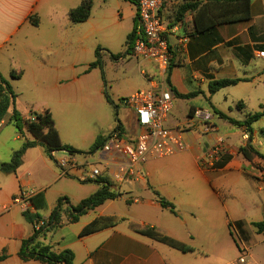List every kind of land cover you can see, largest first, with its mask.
Instances as JSON below:
<instances>
[{
	"label": "crops",
	"instance_id": "crops-1",
	"mask_svg": "<svg viewBox=\"0 0 264 264\" xmlns=\"http://www.w3.org/2000/svg\"><path fill=\"white\" fill-rule=\"evenodd\" d=\"M52 1L0 0V60L4 61L3 67L0 65V75L4 77L12 71L23 72L22 69H17L18 66L21 67L20 62L23 60L25 66H31L32 69H40L50 61V58L44 55L47 53V43L38 37L41 35V18L49 17L53 20L57 13V7ZM133 10L134 27L137 15V7L134 4ZM180 11H183V16L178 20ZM250 13V21L215 25L216 22L223 21V6L217 0H167L162 10L165 23L178 26L179 34L189 37L186 50L179 48L176 38L170 40L174 64L169 75L170 86L166 81L167 74L163 77L155 64L141 61L133 51L128 58L121 60L126 61L133 57L139 61L141 74L145 78L143 90H158L166 83L180 95L198 94L194 98L183 99L177 97L171 89L174 105L166 125L169 128L185 130L186 151L150 160L144 167L146 178L135 180L123 176L118 158L112 153L98 151L90 155H74L71 168L63 172L56 160L66 157V152L53 153L54 159H51L42 147L28 149L15 173H0V256L6 255L0 264H41L37 261H23L19 256L22 242L34 232V226L26 221L24 212L36 211L31 205L25 209L14 204L13 200L21 193L32 197L44 192L47 208L38 212L42 216L41 221H48L55 205H51L47 189L64 179L89 181L91 186L85 187H89L88 192L91 195L98 192L103 184L111 185L112 190L122 194L119 199L106 201L97 207V215L88 213L76 223H69L67 217L63 216L61 228L40 238L44 244L51 246L55 253L71 250L74 253V264H228L242 254H247L256 264H263L251 256L250 250L251 233L264 235V232L258 233L253 224L264 222V217L261 221L240 220L236 205L230 198V191H226L229 188L223 187L221 183L224 178L230 177L233 171L254 179L246 172L252 170V173H255L257 169L254 163H250L239 153V148L250 141V135L245 134L247 132L244 127L231 125L214 115V110H217L243 122L248 115L264 113V0H251ZM30 16L38 19V26L30 23ZM198 29L204 32L198 34ZM20 35L22 39L18 38ZM8 47L13 51H7ZM125 47L126 51L127 45ZM5 63L9 64L8 68ZM67 70L69 72L66 75L59 74L54 77L53 86L56 89H60L63 84L70 86L81 79L75 66L71 65ZM235 79L243 81L234 87H242L246 93L245 97L232 99V103L239 100L236 103V110L239 111L237 117L229 107V110L225 111L224 107L215 101L217 95L231 87L213 95L209 92L211 82ZM96 91L101 92L100 89ZM179 102L182 103L181 119L174 115ZM206 102L208 106L205 105ZM225 102H228L227 97ZM15 107L25 117L31 112L21 111L17 107V101ZM198 109L213 115L212 123L216 127V133H204L201 121L194 115ZM12 112L13 107L0 125V151L4 152L6 158H12L13 154L22 148L26 139L33 140L27 131L23 136L18 132L10 120ZM119 122L125 130L124 134L129 137H135L141 132L134 111L127 106H123ZM257 122L264 125V116ZM256 123L252 125L251 144L264 156V138L260 134L264 126L257 130L254 128ZM55 126L62 143L68 145L63 142L56 123ZM116 126L117 124L102 137L106 138ZM218 136L225 138L234 155L223 158L213 168L208 169L199 159ZM235 137H238V140L234 139ZM257 160L261 159L256 158L254 162ZM173 162H183L186 168H189L187 182L168 177L171 173L181 172L168 170L166 164ZM2 163L7 161L0 159V165ZM92 166L101 170L99 178H93L86 172V169ZM257 180L262 181L259 178ZM125 184H128V189H125ZM154 191L175 206L177 215L161 207ZM67 192L56 191L55 196L67 198ZM120 201L134 203L139 208L133 213H116L120 209L117 204ZM70 206L73 205L70 203ZM100 217L113 218L117 222L112 227L80 237L81 231ZM133 226L155 228L162 235L176 240L192 251L183 253L142 236L134 232ZM232 243L235 246H231ZM232 249H237L239 255L234 258L229 256Z\"/></svg>",
	"mask_w": 264,
	"mask_h": 264
},
{
	"label": "rangeland",
	"instance_id": "rangeland-1",
	"mask_svg": "<svg viewBox=\"0 0 264 264\" xmlns=\"http://www.w3.org/2000/svg\"><path fill=\"white\" fill-rule=\"evenodd\" d=\"M81 1L53 0L52 4L57 7L55 18L53 20L49 17L41 18V35L38 39L47 43V53L44 55L50 58L44 67L32 69L31 66H25L23 60L20 63L24 68L20 66L17 68L23 71L21 78L14 80L10 74L4 77L10 81L17 95V107L21 111L33 109L51 111L63 142L86 153L90 151L99 136L108 134L117 124L125 106L123 101L144 89L142 86L145 78L141 74L137 59L131 57L127 59L128 61H123L125 57L128 58V55H125V45L133 28V3L129 0H92L90 19L85 23L74 25L68 18V12L78 7ZM18 38L22 39V36ZM6 50L13 51L10 47ZM119 54L121 56L118 58ZM98 59L101 61V67L88 72L89 66ZM0 63L1 66L4 65L3 60H0ZM8 65L5 63L7 68ZM71 65L77 68L81 79L70 86L63 84L60 89H56L53 86L54 77L59 74L66 75ZM96 89H100L101 92H97ZM245 96L242 87H231L217 95L215 101L224 107L225 111L230 108L237 117L239 111L236 110V103L239 100L232 103V99ZM226 97L228 102H225ZM205 105L208 106L207 102ZM181 109L182 103L179 102L174 111L177 119H181ZM263 126L262 123L257 122L254 128L258 130ZM234 139L238 140V137ZM3 153L0 151V159L10 162L12 158H6ZM254 166L257 169L255 173L246 170L254 179L233 171L230 177L221 181L223 187L229 188L226 191H230V198L236 205L240 220L261 221L264 217V160H257ZM166 167L168 170L181 171L177 174L171 173L169 178L181 182L188 181L186 177L189 168H186L185 163H167ZM93 168L94 166L86 169L89 176H92ZM90 184L92 183L81 179L77 181L64 179L47 189L49 201L56 207L59 199L55 196L56 191L67 190V199L75 206L82 199L91 196L88 192L89 187H85L91 186ZM124 187L129 188L128 184ZM117 204L120 209L116 213L127 211L133 213L139 208L134 203L124 201ZM98 210H91L88 213L97 215ZM41 214L44 215L43 212ZM231 246L235 244L232 243ZM250 254L264 264V235L251 233ZM237 255H239L237 249H232L229 253L232 258Z\"/></svg>",
	"mask_w": 264,
	"mask_h": 264
},
{
	"label": "trees",
	"instance_id": "trees-1",
	"mask_svg": "<svg viewBox=\"0 0 264 264\" xmlns=\"http://www.w3.org/2000/svg\"><path fill=\"white\" fill-rule=\"evenodd\" d=\"M129 1L137 6L136 0ZM250 1L251 0H217V2L221 3L223 6V21L216 22L215 25H226L231 23L250 21ZM91 11L92 1L83 0L78 7L69 11L68 18L74 25L82 24L89 20ZM182 16L183 11H180L177 19L181 20ZM29 21L34 26L39 25V21L35 16H30ZM137 24L138 19L136 15L133 30L127 37V49L125 51V55H129L131 51H133V43ZM203 32L204 30L200 29H198L197 31L198 34H201ZM120 56L121 54L117 55L118 58ZM98 67H101V61L99 59L96 62L92 63L87 71L89 72ZM173 67V60H171L166 79L169 86V75ZM21 76L22 72L12 71L10 73V77L14 80H18L19 78H21ZM242 81L243 80L240 79L213 81L209 85V92L213 95L224 88L234 87ZM172 91L174 90L172 89ZM174 94L177 97L183 99L194 98L198 95L197 93H192L184 96L178 94L176 91H174ZM16 99L17 95L10 81L0 75V125L5 120L8 111L13 107V112L10 119L11 122L15 125L16 129L22 136L24 135V132L27 131L32 135L33 138V140L26 139L24 141L22 148L13 154L10 162L2 163L0 165V173H15L21 165L22 157L24 156L26 151L31 148L42 147L44 148L47 155L51 159H54L53 153L56 152L66 151L72 155H90L96 153L103 147L106 138L102 136H99L97 138L93 147L89 152L86 153L75 150L68 145H64L60 139L59 132L55 126V121L49 110H45L43 112L31 111L29 113V116L25 117L16 109ZM214 115H217L221 119L226 120L231 125L245 128L246 132L250 135V141L239 148V153L243 155V157L247 161L253 164L256 158L264 160V156L261 155L251 144V136L253 133L252 125L259 121L264 116V113H255L253 115H248L243 122L236 121L228 117L227 115L218 112L217 110H214ZM32 117H35L34 121L32 120ZM114 130H119L121 133H125V130L123 129V126L119 122V120H117V126ZM260 134L264 138V130H261ZM98 183L103 184V182ZM154 195L156 196V199L162 208L170 211L174 215H177L175 206L172 203L167 201L157 191H154ZM121 196V193L112 190L111 185L103 184L102 188L98 192L82 200L75 206H70V202L66 197H60L57 200V205L52 211L45 226L41 227L39 230H36V225L39 224V222L42 220V216L38 211L46 209L47 202L44 192L35 194L30 198L29 202L31 207L35 209L36 212H31L30 210H26L24 212L26 221L34 226V232L31 237L22 242V247L19 253L20 258L23 261H37L41 264H74V253L71 250H64L60 253H55L52 250L51 246L44 244L40 240V238L42 236H45L49 232L61 228L63 225V216L67 217L69 223H76L80 217L86 215L89 211L101 206L106 201L119 199ZM116 222L117 221L113 218H97L81 231L80 237L88 236L102 231L106 228L112 227L116 224ZM253 225L257 229L258 233L264 232V222H256ZM133 230L134 232L142 236L148 237L159 243H163L183 253L192 251L191 248L177 242L172 238L162 235L155 228L133 226ZM5 258V254L0 256V262Z\"/></svg>",
	"mask_w": 264,
	"mask_h": 264
},
{
	"label": "built area",
	"instance_id": "built-area-1",
	"mask_svg": "<svg viewBox=\"0 0 264 264\" xmlns=\"http://www.w3.org/2000/svg\"><path fill=\"white\" fill-rule=\"evenodd\" d=\"M136 2L138 24L133 52L141 61L155 64L164 77L172 60L171 38H176L179 48L186 50L189 37L179 34L178 26H170L165 23L162 10L167 0H136ZM123 103L134 111L141 132L135 137H129L119 130H113L106 137V141L99 151L115 154L120 163V172L124 177L143 180L146 178L144 167L150 160L166 158L186 151L185 130L169 128L166 125L174 105L173 95L166 83L158 90L137 91ZM194 115L201 121L204 133H216V127L212 123L213 115L210 112L198 109ZM32 120L34 121L35 117H32ZM66 155V157L56 160L58 167L63 172L69 170L74 163V155H70L68 152ZM233 155L234 151L227 144L225 138L218 136L202 153L199 161L210 169L223 158ZM100 176L101 170L94 167L92 177L99 178ZM30 198L31 196L21 193L14 198L13 202L26 209L30 205ZM46 223L47 221H40L35 227L36 230L45 226ZM228 264L256 263L247 254H242Z\"/></svg>",
	"mask_w": 264,
	"mask_h": 264
}]
</instances>
